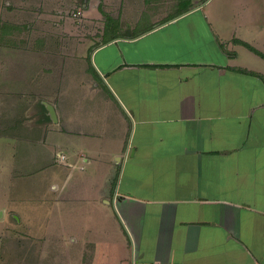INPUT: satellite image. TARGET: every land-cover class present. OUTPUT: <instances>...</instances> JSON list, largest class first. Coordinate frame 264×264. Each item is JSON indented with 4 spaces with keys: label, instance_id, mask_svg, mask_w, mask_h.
Returning <instances> with one entry per match:
<instances>
[{
    "label": "crops",
    "instance_id": "0c3cea01",
    "mask_svg": "<svg viewBox=\"0 0 264 264\" xmlns=\"http://www.w3.org/2000/svg\"><path fill=\"white\" fill-rule=\"evenodd\" d=\"M84 1L91 41L52 42ZM20 19L53 53L0 70V264H264V0H0Z\"/></svg>",
    "mask_w": 264,
    "mask_h": 264
},
{
    "label": "rangeland",
    "instance_id": "374dc122",
    "mask_svg": "<svg viewBox=\"0 0 264 264\" xmlns=\"http://www.w3.org/2000/svg\"><path fill=\"white\" fill-rule=\"evenodd\" d=\"M82 6L83 10L86 8H89V3L87 2V4H85V1L83 2V4L81 5L80 3L76 4L74 2L69 4V7L66 8V10L64 11L66 13V15L69 18H75L76 14L78 15V17H76V24L78 25V29L82 32H78L79 34L77 36H74V34H62V35H56V36H51V38H53V41H56V38L59 40L64 39V41L66 42H78V45L80 46V48L85 47L86 44H88L92 37L94 35L89 34V30L90 28L89 23L86 21H90L89 19H87L86 17H84L82 15V12L80 11V7ZM20 10V9H19ZM10 10L6 11V12H10ZM11 12H15L17 13L18 10H14ZM39 15L42 13L41 11H39ZM35 13H37V11H35ZM5 14V13H4ZM3 14V15H4ZM24 19H20L19 22L24 24ZM65 21H67V19H65ZM69 22V20H68ZM72 22V21H71ZM19 24L16 25L13 23V26L15 25V27L10 28L11 23L9 22H2L0 23V70L3 71L4 73L7 72L6 70L10 69V62H7V59L10 57V51L9 49H11L16 56L17 55H21L22 57H31L32 58V54L36 53V54H49V53H53V51L49 52L48 50H38V47H34L32 46L33 42L35 43H39L42 42L43 40H47L43 34H30L28 33V30H26L24 27L25 24ZM69 24V23H68ZM73 24V23H72ZM85 30V31H84ZM38 31H41V28L38 29ZM37 45V44H36ZM85 51L82 50H78V55L83 54ZM69 53V51H68ZM86 57L89 58L90 57V52H87ZM22 70V69H21ZM27 70V69H26ZM1 75V74H0ZM74 216H76V224L74 223L75 221L72 220L71 225L66 226V228L68 230H74L76 232H78V212L73 214ZM74 244V243H73ZM11 245H13L14 247L12 248ZM41 245V244H40ZM40 245H36V246H40ZM75 245V244H74ZM25 246V247H24ZM72 246V244H71ZM7 248V250H11V249H16L15 250V254H11V256L8 253L11 252H7L5 249ZM26 248V243H15V244H7L4 247V250L7 252L4 253V257L1 260L2 264H21V262L23 260H25L24 258H21L23 255L21 254H16V251L21 252L22 249L24 250ZM75 248V247H74ZM131 253H133V249H132V244H131ZM133 255V254H132ZM25 256V255H24ZM60 258L59 256L56 257ZM64 259V258H63ZM37 260H34V262H36ZM28 262H31V259L28 260ZM60 262V261H58ZM77 262V260H75V258L73 257L72 259H69L67 261V264H75ZM24 263V261L22 262Z\"/></svg>",
    "mask_w": 264,
    "mask_h": 264
},
{
    "label": "water",
    "instance_id": "95a60500",
    "mask_svg": "<svg viewBox=\"0 0 264 264\" xmlns=\"http://www.w3.org/2000/svg\"><path fill=\"white\" fill-rule=\"evenodd\" d=\"M52 114H54V111H52Z\"/></svg>",
    "mask_w": 264,
    "mask_h": 264
}]
</instances>
